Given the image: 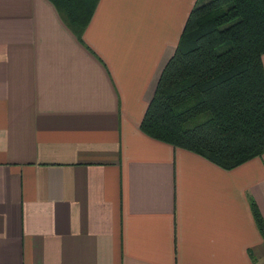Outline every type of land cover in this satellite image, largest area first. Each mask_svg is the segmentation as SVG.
Listing matches in <instances>:
<instances>
[{"label":"crops","instance_id":"obj_1","mask_svg":"<svg viewBox=\"0 0 264 264\" xmlns=\"http://www.w3.org/2000/svg\"><path fill=\"white\" fill-rule=\"evenodd\" d=\"M195 3L99 0L80 44L0 0V264H264V155L226 171L139 129Z\"/></svg>","mask_w":264,"mask_h":264},{"label":"trees","instance_id":"obj_2","mask_svg":"<svg viewBox=\"0 0 264 264\" xmlns=\"http://www.w3.org/2000/svg\"><path fill=\"white\" fill-rule=\"evenodd\" d=\"M80 44L99 0H48ZM264 0H196L140 131L229 171L264 155ZM251 212L264 240V222Z\"/></svg>","mask_w":264,"mask_h":264}]
</instances>
